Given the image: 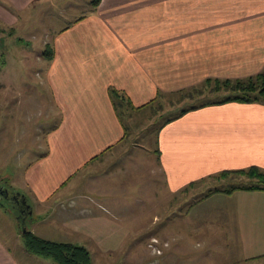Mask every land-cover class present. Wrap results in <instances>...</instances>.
Returning a JSON list of instances; mask_svg holds the SVG:
<instances>
[{
    "label": "crops",
    "instance_id": "0c3cea01",
    "mask_svg": "<svg viewBox=\"0 0 264 264\" xmlns=\"http://www.w3.org/2000/svg\"><path fill=\"white\" fill-rule=\"evenodd\" d=\"M70 1L0 0V21L28 24L38 10L52 23L54 9H48L64 6L72 14L77 5L66 6ZM92 1L45 34L54 56L40 58L46 61L42 96L57 121L16 189L31 206L27 229L91 254L92 247L119 248L136 217L132 208L120 212L111 187L93 188L88 196L76 179L127 136L111 89L142 111L163 94L207 79H246L264 70V0H101L97 7ZM167 121L149 153L164 181L161 190L174 194L222 171L264 169L263 101L211 104ZM210 202L232 225L233 232L223 234L234 239L237 262L264 264V190L221 193ZM15 219L11 228L0 217V264H56L26 250Z\"/></svg>",
    "mask_w": 264,
    "mask_h": 264
},
{
    "label": "rangeland",
    "instance_id": "374dc122",
    "mask_svg": "<svg viewBox=\"0 0 264 264\" xmlns=\"http://www.w3.org/2000/svg\"><path fill=\"white\" fill-rule=\"evenodd\" d=\"M87 1L71 0L65 5L76 3L72 9L76 15L89 8ZM51 7L48 10L54 9L52 23L45 12L38 14V10L30 12L28 24L20 22L12 27L0 21V189L7 188L11 194L18 193L25 167L43 152L46 132L57 121L47 115L43 102L42 93L46 91L40 79L46 61L40 58L50 45L45 39L47 31L54 32L50 26H63L73 15L65 14L64 6ZM32 24H36L34 30ZM215 86V82L194 86L202 91L193 99L185 97L192 88L164 94L159 102L142 111L127 105L120 107L124 112L122 120L128 125L125 140L76 179L83 185L81 192L88 196L94 195L93 188L111 187L120 212L132 208L137 219H133V225L128 224L134 230L119 248L102 251L92 247V264H252L238 263L232 256L237 245L232 237L223 234L233 232L232 225L226 222L218 205L210 204L221 193L240 190L225 192L232 187L253 184L251 178L243 173L223 178L215 175L172 194L166 187L161 190L164 181L149 154L157 146L162 124L183 108L234 95L225 88L215 92ZM126 201L131 206H126ZM203 210L204 216L198 214ZM19 215L10 201L1 199L0 217L7 225L16 228L15 218Z\"/></svg>",
    "mask_w": 264,
    "mask_h": 264
},
{
    "label": "trees",
    "instance_id": "16d2710c",
    "mask_svg": "<svg viewBox=\"0 0 264 264\" xmlns=\"http://www.w3.org/2000/svg\"><path fill=\"white\" fill-rule=\"evenodd\" d=\"M100 1L101 0H93L92 6L97 7ZM43 56L48 60L52 59V57L54 56V49L51 45L46 46V49L43 52ZM212 82L216 83V86L213 89V91L218 92L222 88H225L228 91L234 92V95L232 94L230 96H227L222 100L207 101L198 105H193L189 108H183L178 114L172 116L168 120L178 118L190 110L211 104H220L229 101H241V102L263 101L264 102V70L260 72L258 75L246 79H236V80L207 79L203 84L210 85ZM201 91L202 90L199 89L198 87H192V90L189 91L190 92L189 96L186 95L185 97L193 99L195 93L197 92L201 93ZM111 95L114 99L116 108L121 118H122V113L124 112L122 110L121 111L119 110L120 107H126L127 105L133 110H138L131 105V102L125 93L117 89H111ZM159 100L156 102H159ZM125 127H126V135H127L128 125L126 124ZM230 173L246 174L251 178L253 184L246 187H241V186L232 187L229 191H225V192L230 193L236 189L264 190V169H261L260 167L257 166H251L246 169L222 171L218 175L221 178H223L230 175ZM194 184L195 182L191 183L190 186ZM23 241H24V246L29 253L40 256L42 258L50 259L56 264H92V254L89 251V249L83 245H78L71 242H62V241L46 239L38 236L29 229L23 232Z\"/></svg>",
    "mask_w": 264,
    "mask_h": 264
},
{
    "label": "water",
    "instance_id": "95a60500",
    "mask_svg": "<svg viewBox=\"0 0 264 264\" xmlns=\"http://www.w3.org/2000/svg\"><path fill=\"white\" fill-rule=\"evenodd\" d=\"M7 199L20 212V225L23 232L27 230L26 218L31 214V206L27 203L26 198L21 193L11 194L7 188L0 189V201Z\"/></svg>",
    "mask_w": 264,
    "mask_h": 264
}]
</instances>
